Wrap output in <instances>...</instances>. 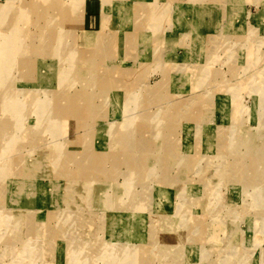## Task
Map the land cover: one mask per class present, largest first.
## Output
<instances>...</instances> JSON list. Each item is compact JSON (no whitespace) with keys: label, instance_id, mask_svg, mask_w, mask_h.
<instances>
[{"label":"rangeland","instance_id":"obj_1","mask_svg":"<svg viewBox=\"0 0 264 264\" xmlns=\"http://www.w3.org/2000/svg\"><path fill=\"white\" fill-rule=\"evenodd\" d=\"M0 68V264H264V0H0Z\"/></svg>","mask_w":264,"mask_h":264},{"label":"bare ground","instance_id":"obj_2","mask_svg":"<svg viewBox=\"0 0 264 264\" xmlns=\"http://www.w3.org/2000/svg\"><path fill=\"white\" fill-rule=\"evenodd\" d=\"M47 32V31H46ZM5 52L7 53V51L5 50ZM75 53H73V55H74ZM25 59V58H24ZM3 67V66H2ZM1 69V68H0ZM7 106V105H6ZM35 247V246H34ZM34 251H32V253H33ZM74 260V259H73Z\"/></svg>","mask_w":264,"mask_h":264}]
</instances>
